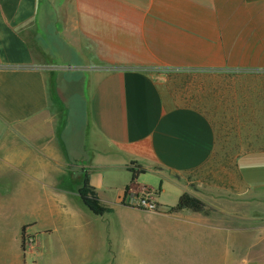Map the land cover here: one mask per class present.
Listing matches in <instances>:
<instances>
[{
	"label": "crops",
	"instance_id": "obj_1",
	"mask_svg": "<svg viewBox=\"0 0 264 264\" xmlns=\"http://www.w3.org/2000/svg\"><path fill=\"white\" fill-rule=\"evenodd\" d=\"M226 119L239 165L264 156V0H0V264H226L200 213L166 211ZM144 191L156 213L122 204Z\"/></svg>",
	"mask_w": 264,
	"mask_h": 264
},
{
	"label": "rangeland",
	"instance_id": "obj_2",
	"mask_svg": "<svg viewBox=\"0 0 264 264\" xmlns=\"http://www.w3.org/2000/svg\"><path fill=\"white\" fill-rule=\"evenodd\" d=\"M45 63L63 66L60 60L52 58ZM226 120L230 122L225 127L228 134L224 145L226 148L219 150L210 165L194 175L193 192L206 205L205 212L200 213L199 217L203 221H209L212 229L216 228L214 238L221 245L225 243L224 247H218L216 243L213 250L221 252L224 249L226 264H264V194L259 192L257 198L252 196V200L259 203L255 220H245L240 214V208L249 211L246 204L250 201V194L247 192L249 183H253L258 191H264V156L248 159L243 157L242 165H239L237 156L241 151H234L232 148L233 119ZM82 173H85L84 170ZM166 211L170 213L169 209ZM195 263L196 261L191 264ZM167 264L174 263L169 261Z\"/></svg>",
	"mask_w": 264,
	"mask_h": 264
},
{
	"label": "trees",
	"instance_id": "obj_3",
	"mask_svg": "<svg viewBox=\"0 0 264 264\" xmlns=\"http://www.w3.org/2000/svg\"><path fill=\"white\" fill-rule=\"evenodd\" d=\"M131 171L134 172L133 169H131ZM142 172L144 171L141 170V173ZM80 195L83 204L95 215L104 216L105 214L113 212V209L108 208L100 203L97 194L93 188L89 186L88 181L85 182L84 186L80 190ZM186 209H189L195 213H204L206 210V205L201 199L185 193L181 196L177 206L169 208L171 214H176Z\"/></svg>",
	"mask_w": 264,
	"mask_h": 264
},
{
	"label": "built area",
	"instance_id": "obj_4",
	"mask_svg": "<svg viewBox=\"0 0 264 264\" xmlns=\"http://www.w3.org/2000/svg\"><path fill=\"white\" fill-rule=\"evenodd\" d=\"M122 204L128 207H133L145 211L155 212L158 210V205L153 199L152 192L144 191L140 196H134L127 193L123 200ZM36 246V240L32 236H26L24 239V248L25 249H34Z\"/></svg>",
	"mask_w": 264,
	"mask_h": 264
}]
</instances>
